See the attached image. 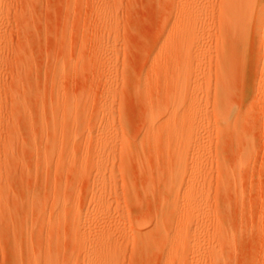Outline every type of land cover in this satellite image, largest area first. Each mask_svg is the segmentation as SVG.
<instances>
[{
  "label": "rangeland",
  "instance_id": "374dc122",
  "mask_svg": "<svg viewBox=\"0 0 264 264\" xmlns=\"http://www.w3.org/2000/svg\"><path fill=\"white\" fill-rule=\"evenodd\" d=\"M229 3L0 0V264H264V0L242 40Z\"/></svg>",
  "mask_w": 264,
  "mask_h": 264
},
{
  "label": "bare ground",
  "instance_id": "6f19581e",
  "mask_svg": "<svg viewBox=\"0 0 264 264\" xmlns=\"http://www.w3.org/2000/svg\"><path fill=\"white\" fill-rule=\"evenodd\" d=\"M227 2L228 3L231 2L233 5L231 4L232 7H230V8H232V9L230 10V12L227 11L228 14L226 13V15H225L226 16V18H225V23H226L225 26L226 27L225 28L228 29L227 30L228 33L230 32L232 34V36L235 35V40L238 39V38L240 40H242V37L245 34V33H243V30H245L244 29L245 28L244 24H246L245 21L247 20L248 16L250 15L249 12H251L250 10H251V5H252V0H237L236 2L233 1V0H227ZM227 8H226V10H228ZM226 10H225V12H226ZM238 14L242 16V17L241 16H237L239 18L241 17V18L245 19V17H244L245 15L244 14L247 15V18L245 20H242L241 18L239 19V18L236 17V15H238ZM237 36H238V38H236ZM237 43H240V45H239L240 47H241L242 44H244L243 42H240V41H238ZM242 47H243V45H242ZM223 105L225 106V104H223ZM224 111H226V110H224ZM102 261H103V259L100 261V264H104V262L102 263Z\"/></svg>",
  "mask_w": 264,
  "mask_h": 264
}]
</instances>
